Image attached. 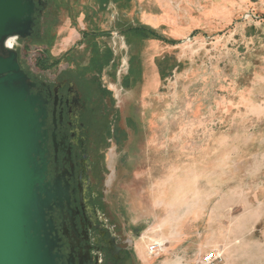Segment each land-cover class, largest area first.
<instances>
[{
	"label": "rangeland",
	"instance_id": "rangeland-1",
	"mask_svg": "<svg viewBox=\"0 0 264 264\" xmlns=\"http://www.w3.org/2000/svg\"><path fill=\"white\" fill-rule=\"evenodd\" d=\"M62 1L22 60L99 93L102 202L137 264H264V0Z\"/></svg>",
	"mask_w": 264,
	"mask_h": 264
},
{
	"label": "flooded vegetation",
	"instance_id": "flooded-vegetation-1",
	"mask_svg": "<svg viewBox=\"0 0 264 264\" xmlns=\"http://www.w3.org/2000/svg\"><path fill=\"white\" fill-rule=\"evenodd\" d=\"M32 2L35 8L31 35L18 39L14 47L19 66L35 84L31 92L46 102L48 179L58 176L65 188L62 212L54 210L49 214L59 239V263L69 264L72 258L73 264H137L132 241L111 222L102 202L105 167L100 120L105 117L98 104L99 93L96 91L89 99L87 79L66 67L56 70L52 77L46 76V48L37 50L43 55L36 60L37 71H29L23 63L22 52L28 47L23 43L46 41L47 22L55 19L63 5L62 0ZM68 3L69 0L66 12H70ZM128 62L133 75V58ZM48 66L58 64H47L46 69Z\"/></svg>",
	"mask_w": 264,
	"mask_h": 264
},
{
	"label": "water",
	"instance_id": "water-1",
	"mask_svg": "<svg viewBox=\"0 0 264 264\" xmlns=\"http://www.w3.org/2000/svg\"><path fill=\"white\" fill-rule=\"evenodd\" d=\"M34 8L32 0H0V264L62 258L49 214L62 212L66 193L58 176L48 179L46 102L31 92L14 47L30 37Z\"/></svg>",
	"mask_w": 264,
	"mask_h": 264
},
{
	"label": "built area",
	"instance_id": "built-area-1",
	"mask_svg": "<svg viewBox=\"0 0 264 264\" xmlns=\"http://www.w3.org/2000/svg\"><path fill=\"white\" fill-rule=\"evenodd\" d=\"M162 250V246L158 245V244H152L150 246H147V250L146 253L148 256H155L158 255V253H160ZM218 259V255L215 253H211L209 255H206L202 258V262L203 264H211L213 262H215Z\"/></svg>",
	"mask_w": 264,
	"mask_h": 264
},
{
	"label": "trees",
	"instance_id": "trees-1",
	"mask_svg": "<svg viewBox=\"0 0 264 264\" xmlns=\"http://www.w3.org/2000/svg\"><path fill=\"white\" fill-rule=\"evenodd\" d=\"M133 32H135V29H131ZM137 30H139L138 32L140 33H146L147 32V34L148 35H150V36H153V35H155L156 33L154 32V31H151V30H149V29H145V28H139V29H137ZM43 68L44 69H46V65L44 64V66H43Z\"/></svg>",
	"mask_w": 264,
	"mask_h": 264
},
{
	"label": "bare ground",
	"instance_id": "bare-ground-1",
	"mask_svg": "<svg viewBox=\"0 0 264 264\" xmlns=\"http://www.w3.org/2000/svg\"><path fill=\"white\" fill-rule=\"evenodd\" d=\"M156 244H158V245L162 246V243L156 242ZM146 254H147V253H146Z\"/></svg>",
	"mask_w": 264,
	"mask_h": 264
}]
</instances>
